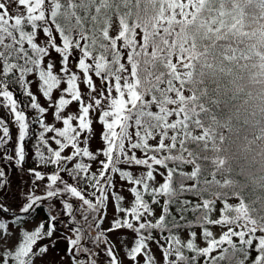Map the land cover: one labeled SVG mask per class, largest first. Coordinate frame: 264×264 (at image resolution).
<instances>
[{"label":"snow or ice","instance_id":"snow-or-ice-1","mask_svg":"<svg viewBox=\"0 0 264 264\" xmlns=\"http://www.w3.org/2000/svg\"><path fill=\"white\" fill-rule=\"evenodd\" d=\"M0 264H264V0H0Z\"/></svg>","mask_w":264,"mask_h":264},{"label":"rangeland","instance_id":"rangeland-1","mask_svg":"<svg viewBox=\"0 0 264 264\" xmlns=\"http://www.w3.org/2000/svg\"><path fill=\"white\" fill-rule=\"evenodd\" d=\"M17 182H18V181H17ZM64 247H65V246H64L63 244H59V245H58V248L61 249V254H62V250H63ZM53 259H58V256H55V255H54V256H53Z\"/></svg>","mask_w":264,"mask_h":264}]
</instances>
